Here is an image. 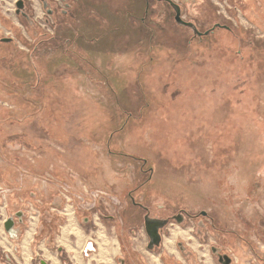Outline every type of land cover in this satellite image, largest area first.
Returning <instances> with one entry per match:
<instances>
[{"label": "rangeland", "instance_id": "374dc122", "mask_svg": "<svg viewBox=\"0 0 264 264\" xmlns=\"http://www.w3.org/2000/svg\"><path fill=\"white\" fill-rule=\"evenodd\" d=\"M6 2L14 26L5 36L19 44L7 51V60L0 56V222L9 214L11 198L25 190L39 191L40 196L56 192L63 201L65 195L59 191L72 192L70 197L75 194L91 201L87 206L91 210L81 209L92 214L90 219L118 233L126 235L130 223L138 219L136 238L143 241L148 236L128 192L147 181L133 195L150 207L151 216L169 218L185 210L208 224L204 242L195 235L197 220L170 226L179 231L173 233L174 243L185 240L190 257L194 253L185 264H211V245L225 250L232 264H264V0L190 4L189 15L199 31L219 22L230 27L216 28L204 40L191 43L192 31L171 18L158 24L151 16L142 20L145 0H69L71 11L62 15L65 19L58 29L49 30L61 41L75 39L72 45H62L65 53L77 47L78 53L120 54L125 69H110L113 92L94 94L101 96L98 100H80L83 106L74 112L78 126L66 125L63 134L77 131L78 135L67 141L51 137L53 119L44 121L55 117V110L71 120L66 113L71 110L53 103L68 101L73 84L64 61H57L55 55L46 57L38 44L52 36H43L48 30L45 14L34 8L31 26L16 15L14 0H2L3 5ZM28 51L32 61L24 54ZM37 75L45 84L55 85L51 103L45 104V97L34 90ZM43 130L47 135L40 140ZM85 134H93L94 139ZM66 144L79 156L88 155L89 164L83 169L108 171L109 178H119L121 185L104 183L111 187L76 192L48 169L55 159L64 161ZM41 160L48 166L43 174L38 172ZM46 183L52 185L50 190ZM19 197L21 203L24 195ZM70 197L66 205H71ZM40 201L29 199L26 203L31 204L21 203V208L35 215ZM99 211L114 215L115 220L106 221ZM55 223L60 224V219ZM47 225L41 224L43 229ZM178 226L185 227V233ZM166 234L168 229L163 243L169 246L171 238Z\"/></svg>", "mask_w": 264, "mask_h": 264}, {"label": "crops", "instance_id": "0c3cea01", "mask_svg": "<svg viewBox=\"0 0 264 264\" xmlns=\"http://www.w3.org/2000/svg\"><path fill=\"white\" fill-rule=\"evenodd\" d=\"M15 1L16 0H14V2ZM8 5L9 4H7V2L3 5L2 0H0V56L2 58H5L3 60H7V51H12L13 47H17V45L19 44L18 41L13 37H11V40L9 42H4L3 40H1L3 37H5V34L8 35L11 33L8 29L11 30L14 26V19H11L14 14L11 13V6ZM33 5L35 10H42L37 0H33ZM3 12H5L6 16L3 15ZM7 13H9V15H12H10L9 17ZM34 24H32V22H29V25L31 26H33ZM72 43L76 42H70V40L61 41L60 38L57 39L56 37L53 40H49L41 47V51H43L46 57L47 55L48 57H54L55 55L58 56L57 61H64V63L66 64V68L64 69L71 74V76L68 77L71 84L73 80V84L70 85L69 97L67 98L69 100L53 103L54 106L60 107L63 110H71V113L66 112L70 114L71 120L77 108H81L83 106L82 104L84 102H81L80 104V100H98L101 99V96L94 98V94L113 92L115 88L111 87L109 84L111 74L110 69L120 70L121 67L125 69L123 60L121 59L122 56H120V54L119 56H109V54L106 55L105 53L100 54L99 52H95L92 48L91 49L93 52L78 53L77 51V53H65L62 45H72ZM34 49L35 47L32 48V51ZM24 54L28 57V60H33L31 59L33 55L31 53L29 54V51L25 52ZM44 55L42 57H44ZM103 61H106V64ZM56 68L57 64L56 62H54L53 70H56ZM118 73L120 74V71H118ZM72 77L74 79H72ZM81 78H84L85 81H89L90 84H83L78 80ZM93 81H96L97 84H92ZM54 86L55 85L52 84H45L42 77L40 75H37L36 85H34L33 88H35V91L39 92V96L42 95L45 97V100L47 102L44 103L48 104L51 103L50 100L55 99V95L52 93L54 92ZM52 94L54 96H52ZM82 95L84 96V98ZM57 112L58 110H55L53 112L55 117H44V121H47V123H50L49 120L53 119L49 128L55 127V130H50L49 135L51 137H54L56 140H74V137L78 135L77 131L65 135L63 134L65 132L66 125H69L71 128L74 126H78V123L74 122L77 121V115H75L74 119L71 121L69 119H66L67 116L64 113L61 115L56 114ZM106 120L109 121V119ZM57 130H59V133L56 132ZM42 132L44 133L39 136L41 138L40 140L44 139L47 135L44 130ZM84 136L87 139H94L93 134H85ZM98 138L100 137L98 136ZM101 138L103 139V137ZM65 148V153L62 155L65 156L63 159L64 161L55 159V161H53L54 163L48 165V168L45 161L41 160L39 162L38 172L40 174H43L46 173L47 168L51 169V171L57 177L63 180H67L66 183L70 184L71 187L76 190H80L83 188H106L107 186L104 183L110 184L113 187H116V185L117 187L121 185L119 178L118 180H116L115 178H113L114 180H111L109 178L110 174L108 171L104 172V174L103 170L83 169V167L89 164L88 155L82 153L79 156L78 150L76 148H72L71 145L70 147H68L66 144ZM59 156L62 158L61 154ZM78 159L80 160V163ZM78 170L81 171L80 175H78ZM39 185L40 187L42 186V184ZM44 186H47L49 190L52 187V185H48L47 183L44 184ZM44 186H42L43 189ZM111 186H108L107 188H110ZM22 194L24 195V199L22 198L21 203L25 206L31 204L26 203V201L29 199L40 201V197L42 198V201H40L41 204H39V202H37L36 204L39 208H37L38 211L35 215L34 213L31 215L30 210L26 209L25 207L23 209L21 208L22 204L18 201L19 199L17 198L19 196H23ZM22 194H19V196L17 195V198H11L10 205L8 207L9 214L0 222V251L2 253L9 254L14 264H34L35 260L38 257L43 258L49 264H63L58 250L53 248L54 244L56 247H64L67 257L71 259L73 264H117V261L122 256L123 252L125 253L127 251H129L131 254L138 255L145 264H185V253L182 254L181 251H185V240H178L174 243L172 236L173 232L177 228H173L172 230V227H170L171 225L173 226L174 223H171L169 225L168 235L166 234V238H171V245L166 246V244L163 243L162 250L157 253L148 250V238L146 236L144 237L145 241H140L141 238H136L139 237L140 234H132L126 232L125 235L123 232H116L113 228H110L104 223L99 225L96 222L97 220L89 218L90 215L87 212H83L73 204L66 205L65 201H63L56 192L48 195H46V192L44 196H40L39 191L35 193L32 190H25ZM33 197H37V199H34ZM81 217L82 219L80 220L79 218ZM10 219H12L13 225L10 231H7L5 229V222L9 221ZM57 219H62L63 222L57 225V223H55ZM42 222L48 223L46 229L48 228L49 231L48 233H45V235H42V233H44L46 230L42 228ZM131 224L134 225L133 222ZM39 228L41 239L38 241L35 249L33 247V242L35 241V234ZM41 228L43 229L42 232ZM53 228L55 230L57 229L58 233L54 234ZM178 228H182L181 232L185 233V227L178 226ZM175 232L178 233L179 231ZM183 239H185L184 236ZM89 244L94 245V251L92 253L88 252L87 254V252L85 253V251L86 246ZM225 253L226 255H228L226 251ZM211 257L214 260L217 259L215 256H213V254L211 255ZM212 259L211 264H217ZM233 262L234 261L232 259L231 264Z\"/></svg>", "mask_w": 264, "mask_h": 264}, {"label": "flooded vegetation", "instance_id": "af4514ba", "mask_svg": "<svg viewBox=\"0 0 264 264\" xmlns=\"http://www.w3.org/2000/svg\"><path fill=\"white\" fill-rule=\"evenodd\" d=\"M18 1L19 0L15 1V5H16L15 12H16V14L18 16L22 17L23 19H25L28 23L32 22V24H34L35 23V16H34V5L32 3L33 0H31L32 2L30 0H22L23 3H22V7L20 9L17 7ZM37 1L40 5V8L42 9V11L45 14V16L43 17V21H44L43 23H44V26L47 27V29H48L46 32L43 33V36L46 37V35H52L54 32L49 33V30L58 29V26L61 25V21H63L65 19V18H62V15L68 14L71 11V7H73V5H72V3L69 2V0H37ZM72 1L74 3L75 2L77 3V0H72ZM153 1H154V3L152 4L151 0H145V9H144L145 16L142 18V20H145V18L147 16H151L152 20L158 24L161 21L164 22L167 18H171V20L174 21L176 25L181 26V27H185L186 29L192 31V37L189 39V43H191L194 39L204 40L205 36H207L210 33H213L216 28H224L221 26H216L218 24L217 23V24H215L214 27L209 29L210 32L207 35H199V32H201V31H199L196 22H194L193 19L191 18V16L189 15V5L198 3L199 1H202V0H153ZM173 4H177L179 6L181 18L183 20H185L186 22L192 23L193 24L192 26H187V25L184 26V25H180L177 23V21L175 19L176 15H177V8ZM18 10H20L19 13H18ZM186 16H188V18ZM70 23L71 22L69 21V24ZM222 25H227V24H222ZM229 28H225V29H229ZM206 31H208V30H206ZM202 33H204V32H202ZM54 38H56V36L52 35V36H50V38L41 39L39 42V45H41V47H42L49 40H53ZM1 40H3L4 42H9L11 40V37L5 36ZM72 41L75 42V39H73ZM77 51L78 50L76 47L74 49V51H72V52L77 53ZM143 185L144 184H141L138 187L134 188L133 190L129 191L128 192V195H129L128 200L131 202V205L140 212L141 221L143 223L144 230L146 231L147 236H148V233H147V226H146V220H145L146 216H149L150 218H158V219L167 220V223L164 225V227L162 229H160L161 243H160L159 247H161L163 244L164 233L168 229L169 225L173 222L178 223L177 219H180L182 217V215H183L184 220L182 223H178V224L183 225L187 222V220H191V219L194 220V222L197 220L196 221V224H197L196 228L197 227L198 228L195 230L196 231L195 235L199 239V241H201V242L205 241L203 234H205V231L208 229V227H207L208 224H207V222H205V220H202L201 221L202 224H201V222L198 220L200 216L198 217L197 215H190L189 213H185V210L178 211V212L174 213L173 216H170L169 218H159L156 216H151L150 207L147 206L144 202H142L141 199H139V198L137 199L133 195L134 190L142 188ZM76 192H77V190H76ZM59 193L65 195L64 196L65 203H67L66 200L68 201V198L70 196H72V192L67 193L64 191H59ZM86 198L87 197L79 198V197L75 196V194H74V197H70V201H71V204L75 205L80 210L81 209L83 211L91 210V208L87 207L89 204H91V201L89 199H86ZM88 198H90V197H88ZM141 212H142V214H141ZM87 213L90 215V217L92 216L91 213H89V212H87ZM100 214L102 217L104 216L105 220L108 222L111 220H115L114 215H104L102 212H100ZM134 216L136 217V215H134ZM202 217H204V216H202ZM60 221L63 222L62 219H60ZM40 222H39V227H40ZM133 223H134V225H132L130 223L131 227L128 230V232L134 234L137 232L135 229V225L137 223H139V220L137 219ZM107 226H109V225H107ZM120 226H121V224H120ZM53 233L54 234L58 233V230L54 229ZM119 233H120V231H119ZM173 233L176 234L175 231ZM40 239H41V235H40V228H39L35 234V241L33 242V247L35 249H36L37 243ZM149 242H150V238L148 236L147 248L149 246ZM159 247H155L154 249L148 248V250L154 251L155 249H158ZM186 247H185V251H183V250H181V251H182V254L185 253V262L187 261L189 263V258H190V260L192 259L193 252H191L192 254L190 257V255L188 254L190 249L188 247L187 248ZM210 247H211V251H212L213 256H215L217 258L218 263L223 264L221 262V260H223L222 256L226 255L225 251L217 245H211ZM53 248L58 250L59 256L62 259L63 264H73L71 259L67 257V254L65 252L64 247H62V246L56 247L54 244ZM213 248L215 249V252H213ZM93 251H94V245L93 244H89L86 246L85 253L87 252V254H88V252L92 253ZM3 254H4L5 259H3ZM43 260H44L43 258L38 257L35 260L34 264H42ZM0 261H1L0 264H7V263L8 264H14L11 256L7 253H2L1 251H0ZM44 261H46V260H44ZM3 262H5V263H3ZM47 264H49V263L47 262ZM117 264H145V263L142 261V259L138 255L131 254L129 251H127L125 253L123 252L122 256L118 259Z\"/></svg>", "mask_w": 264, "mask_h": 264}, {"label": "water", "instance_id": "95a60500", "mask_svg": "<svg viewBox=\"0 0 264 264\" xmlns=\"http://www.w3.org/2000/svg\"><path fill=\"white\" fill-rule=\"evenodd\" d=\"M22 0H19L17 3V7L20 9L22 7ZM174 6H176L177 8V15H176V21L178 24L180 25H187V26H192V23L186 22L185 20H183L180 16V11H179V6L177 4H173ZM20 10H18L19 13ZM216 26H221L224 28H229L228 25H222L221 23H218ZM214 29V28H213ZM210 31H206L204 33L199 32V35H207ZM203 215L206 214V212H202ZM146 220V226H147V233L148 236L150 238V242H149V249H154L155 247H159L160 243H161V233H160V229H162L164 227V225L167 223V220H163V219H158V218H150L149 216H146L145 218ZM184 220L183 215L180 219H177L178 223H182ZM13 225V221L12 219H10L9 221L5 222V229L7 231H10L11 227ZM213 252H215V249L213 248ZM223 260H221V262L223 264H231L232 259L228 256V255H223L222 256ZM42 264H47L46 261H42Z\"/></svg>", "mask_w": 264, "mask_h": 264}, {"label": "trees", "instance_id": "16d2710c", "mask_svg": "<svg viewBox=\"0 0 264 264\" xmlns=\"http://www.w3.org/2000/svg\"><path fill=\"white\" fill-rule=\"evenodd\" d=\"M138 159H140V158H138ZM144 172H145V171H144ZM146 182H147V181H146ZM146 182H145V183H146ZM142 184H144V183H142Z\"/></svg>", "mask_w": 264, "mask_h": 264}, {"label": "bare ground", "instance_id": "6f19581e", "mask_svg": "<svg viewBox=\"0 0 264 264\" xmlns=\"http://www.w3.org/2000/svg\"><path fill=\"white\" fill-rule=\"evenodd\" d=\"M55 263V262H54ZM209 264V263H208Z\"/></svg>", "mask_w": 264, "mask_h": 264}]
</instances>
